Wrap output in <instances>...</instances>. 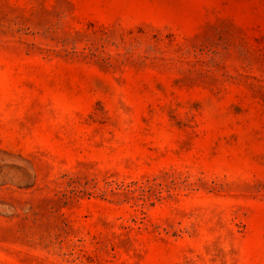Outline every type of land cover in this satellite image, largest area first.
Returning a JSON list of instances; mask_svg holds the SVG:
<instances>
[{
	"label": "rangeland",
	"instance_id": "374dc122",
	"mask_svg": "<svg viewBox=\"0 0 264 264\" xmlns=\"http://www.w3.org/2000/svg\"><path fill=\"white\" fill-rule=\"evenodd\" d=\"M0 264H264V0H0Z\"/></svg>",
	"mask_w": 264,
	"mask_h": 264
}]
</instances>
